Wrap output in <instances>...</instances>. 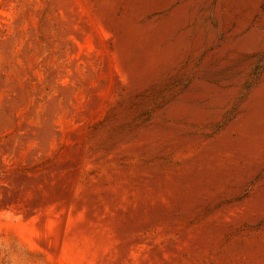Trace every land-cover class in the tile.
Segmentation results:
<instances>
[{"label":"rangeland","instance_id":"rangeland-1","mask_svg":"<svg viewBox=\"0 0 264 264\" xmlns=\"http://www.w3.org/2000/svg\"><path fill=\"white\" fill-rule=\"evenodd\" d=\"M0 264H264V0H0Z\"/></svg>","mask_w":264,"mask_h":264}]
</instances>
